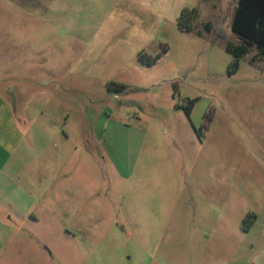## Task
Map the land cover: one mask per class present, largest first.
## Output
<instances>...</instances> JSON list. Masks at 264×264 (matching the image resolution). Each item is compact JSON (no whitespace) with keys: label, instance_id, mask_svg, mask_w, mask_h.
<instances>
[{"label":"rangeland","instance_id":"1","mask_svg":"<svg viewBox=\"0 0 264 264\" xmlns=\"http://www.w3.org/2000/svg\"><path fill=\"white\" fill-rule=\"evenodd\" d=\"M238 1L0 0L22 138L0 264H264V55L229 74Z\"/></svg>","mask_w":264,"mask_h":264},{"label":"trees","instance_id":"2","mask_svg":"<svg viewBox=\"0 0 264 264\" xmlns=\"http://www.w3.org/2000/svg\"><path fill=\"white\" fill-rule=\"evenodd\" d=\"M198 18L196 9H184L178 20V27L187 32L193 31V25ZM210 31V26H206ZM232 32L237 35L242 44L227 45L225 50L233 56V61L229 66V74L234 73L239 68L240 59L248 54L252 47H256L264 55V0H239L236 7ZM160 59L158 56L151 64H155ZM127 88L122 86L119 92H126ZM195 107V101H188L185 107V114L190 119Z\"/></svg>","mask_w":264,"mask_h":264},{"label":"crops","instance_id":"3","mask_svg":"<svg viewBox=\"0 0 264 264\" xmlns=\"http://www.w3.org/2000/svg\"><path fill=\"white\" fill-rule=\"evenodd\" d=\"M25 1V8L29 11H32V9L45 8V0H41V6H38L37 8H33V6L39 2L38 0ZM20 141H22V138L16 128V119L13 109L5 100L2 99V97H0V178L4 177V168L9 164L10 158L18 148ZM4 240H7V238L0 235V242L2 241V245L0 246L2 247H6ZM9 241V249H11L14 244L12 239Z\"/></svg>","mask_w":264,"mask_h":264},{"label":"flooded vegetation","instance_id":"4","mask_svg":"<svg viewBox=\"0 0 264 264\" xmlns=\"http://www.w3.org/2000/svg\"><path fill=\"white\" fill-rule=\"evenodd\" d=\"M253 220H254V219H252V221H253ZM244 222H245V221H244ZM244 231H247V232H248V231H250V228H246V227H245Z\"/></svg>","mask_w":264,"mask_h":264}]
</instances>
